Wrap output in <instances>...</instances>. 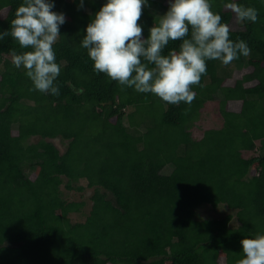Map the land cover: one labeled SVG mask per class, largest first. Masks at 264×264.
Instances as JSON below:
<instances>
[{
	"label": "trees",
	"instance_id": "16d2710c",
	"mask_svg": "<svg viewBox=\"0 0 264 264\" xmlns=\"http://www.w3.org/2000/svg\"><path fill=\"white\" fill-rule=\"evenodd\" d=\"M22 2L0 0V31H11ZM54 2L66 16L54 45L58 94L30 90L10 55L29 49L10 35L0 41V264H237L240 240L264 234V2L211 0L229 38L246 41L251 54L230 65L207 61L190 105L94 71L79 41L104 0H85L83 9L79 0ZM229 2L256 8L257 22L231 28ZM167 8V0H150L142 9L145 37ZM212 102L221 124L197 138L192 129ZM54 139L66 142L63 154ZM254 150L258 156H243ZM61 186L92 189L83 222L70 215L84 203L64 200ZM220 206L234 217L197 218Z\"/></svg>",
	"mask_w": 264,
	"mask_h": 264
},
{
	"label": "clouds",
	"instance_id": "9594fccd",
	"mask_svg": "<svg viewBox=\"0 0 264 264\" xmlns=\"http://www.w3.org/2000/svg\"><path fill=\"white\" fill-rule=\"evenodd\" d=\"M264 2V0H262ZM168 8L157 15L144 36V25L138 23L142 9L150 0H104L84 29L79 47L87 51L97 73L105 74L122 87L138 93H151L171 105L191 104L195 99L192 85H198L206 74L209 60L230 65L251 49L244 40L229 38L230 29L212 10L211 0H167ZM85 0H79L83 9ZM230 9L240 23H255L258 10L236 2ZM54 0H23L11 21V31H0V41L11 36L23 49L11 51V63L23 68L32 89L58 94L55 81L61 66L56 62V45L60 28L66 23L63 12H57ZM170 41H181L179 49L163 50ZM243 257L237 264H264V234L240 240Z\"/></svg>",
	"mask_w": 264,
	"mask_h": 264
},
{
	"label": "rangeland",
	"instance_id": "374dc122",
	"mask_svg": "<svg viewBox=\"0 0 264 264\" xmlns=\"http://www.w3.org/2000/svg\"><path fill=\"white\" fill-rule=\"evenodd\" d=\"M230 27L234 28L236 30H240V28L238 27V23H237V19H236L235 14L233 16ZM249 71H250V69H244L243 71L235 72L234 77L235 78L240 77L242 74H245ZM230 108L233 110H238L240 108V103H231ZM220 124H221V118H220L219 113H218L217 103L212 102L206 106V109H204L203 114L201 115L200 119L196 122L194 128L192 129V133L195 137L199 138L202 135L203 130L208 129V128H212V127L217 128L220 126ZM30 141L35 142L36 139L33 138ZM51 141L55 145V147L58 149L59 153L63 154L65 151V148H66V142H62L60 139H54ZM257 145H258V143H257ZM258 154H259L258 151L254 150L252 152L244 153L243 156L245 158H250V157H256V156H258ZM170 170H171L170 167H166L164 169L163 173L169 174ZM30 177L32 178L33 174H31ZM82 184L85 187V183L83 182ZM60 191L62 193V197L67 202H83L84 203L79 214L70 215L71 222H73V223L83 222L85 220L86 216L88 215V213L91 209V206H92L91 201H90V196L93 192L92 189L84 188V190L82 192H75V191L69 192V191H66L63 186H61ZM228 214H230L234 217L235 212L228 210L224 206H220L216 211H213L210 208H203L202 210L197 212V218L202 219V220L207 219V218L208 219L209 218L222 219ZM229 226L231 228H235L236 226H238V223L235 220V218H233L230 221ZM219 263L223 264V260L220 259Z\"/></svg>",
	"mask_w": 264,
	"mask_h": 264
}]
</instances>
